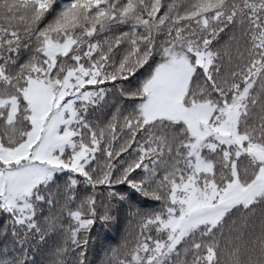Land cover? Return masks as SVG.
Returning a JSON list of instances; mask_svg holds the SVG:
<instances>
[{"label": "snow or ice", "instance_id": "1", "mask_svg": "<svg viewBox=\"0 0 264 264\" xmlns=\"http://www.w3.org/2000/svg\"><path fill=\"white\" fill-rule=\"evenodd\" d=\"M0 264H264V0H0Z\"/></svg>", "mask_w": 264, "mask_h": 264}]
</instances>
